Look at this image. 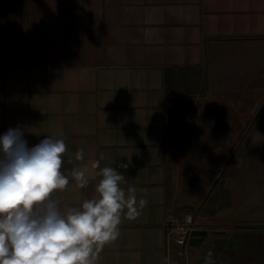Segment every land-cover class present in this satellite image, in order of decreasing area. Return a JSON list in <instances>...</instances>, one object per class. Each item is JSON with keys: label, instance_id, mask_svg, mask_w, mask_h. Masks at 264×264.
Masks as SVG:
<instances>
[{"label": "crops", "instance_id": "0c3cea01", "mask_svg": "<svg viewBox=\"0 0 264 264\" xmlns=\"http://www.w3.org/2000/svg\"><path fill=\"white\" fill-rule=\"evenodd\" d=\"M23 23L21 58L2 74V133L22 127L30 147L46 135L64 140L69 184L52 194L61 209L95 198L109 166L137 207L147 200L135 218L124 209L119 237L98 249L95 264H264V228L194 226L207 231L200 245L177 243L167 188L172 138L183 143L187 133L175 104L198 94L209 106L227 99L230 124L245 126L246 100H263L264 81L252 79H264V0H25ZM166 67L187 75L168 96ZM74 167L86 170L85 188Z\"/></svg>", "mask_w": 264, "mask_h": 264}, {"label": "clouds", "instance_id": "9594fccd", "mask_svg": "<svg viewBox=\"0 0 264 264\" xmlns=\"http://www.w3.org/2000/svg\"><path fill=\"white\" fill-rule=\"evenodd\" d=\"M66 151L54 135L30 147L20 126L0 134V264H95L98 249L119 237L124 209L131 219L147 205L141 198L137 207L134 190L126 192L123 174L109 166L98 173L95 198L61 209L52 194L69 184ZM75 158L83 160L84 150ZM72 176L80 188L89 184L84 169L74 167Z\"/></svg>", "mask_w": 264, "mask_h": 264}, {"label": "rangeland", "instance_id": "374dc122", "mask_svg": "<svg viewBox=\"0 0 264 264\" xmlns=\"http://www.w3.org/2000/svg\"><path fill=\"white\" fill-rule=\"evenodd\" d=\"M24 2L0 0V93L5 66L16 65L21 58ZM261 81L264 79L259 76L252 79L253 85ZM262 90L258 96L263 98ZM228 94H224L226 98ZM201 96L185 105L175 104L181 122L187 121L183 123L187 133H183V143L173 137L170 144L169 217L183 223L191 215L196 227L264 223V98L246 100L244 104L251 103L252 108L244 118L245 126H233V101L226 99L209 106ZM215 111L218 115L213 116ZM192 124L196 131H191ZM172 126L174 129L175 123ZM1 130L0 115V134ZM202 212L212 218H200Z\"/></svg>", "mask_w": 264, "mask_h": 264}, {"label": "trees", "instance_id": "16d2710c", "mask_svg": "<svg viewBox=\"0 0 264 264\" xmlns=\"http://www.w3.org/2000/svg\"><path fill=\"white\" fill-rule=\"evenodd\" d=\"M175 70L185 73L184 69H175L174 67H166L163 70V78H164V93L168 96L179 82H182V79H187V75H176ZM183 83V82H182Z\"/></svg>", "mask_w": 264, "mask_h": 264}, {"label": "water", "instance_id": "95a60500", "mask_svg": "<svg viewBox=\"0 0 264 264\" xmlns=\"http://www.w3.org/2000/svg\"><path fill=\"white\" fill-rule=\"evenodd\" d=\"M217 179L214 180V182ZM210 191V190H209ZM247 227L250 228H264V223H253V224H246ZM207 231L201 228H193L190 230L189 234L185 238V241L182 245L187 244V248H195L200 245L201 238L205 236Z\"/></svg>", "mask_w": 264, "mask_h": 264}, {"label": "built area", "instance_id": "2783aa9c", "mask_svg": "<svg viewBox=\"0 0 264 264\" xmlns=\"http://www.w3.org/2000/svg\"><path fill=\"white\" fill-rule=\"evenodd\" d=\"M169 224H173V231L176 234V242L179 244H183L185 241V238L189 234L190 230L195 228L192 224V220L188 219L184 223H177L174 218H168Z\"/></svg>", "mask_w": 264, "mask_h": 264}]
</instances>
